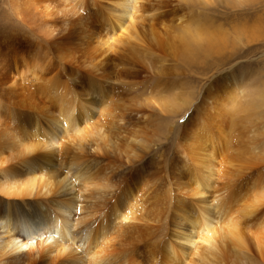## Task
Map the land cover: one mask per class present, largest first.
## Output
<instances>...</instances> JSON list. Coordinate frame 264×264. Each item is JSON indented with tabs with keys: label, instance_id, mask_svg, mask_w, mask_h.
<instances>
[{
	"label": "rangeland",
	"instance_id": "374dc122",
	"mask_svg": "<svg viewBox=\"0 0 264 264\" xmlns=\"http://www.w3.org/2000/svg\"><path fill=\"white\" fill-rule=\"evenodd\" d=\"M35 1L34 7L38 5L42 11L45 9L46 4L50 6V15L45 18V22L49 24V26L45 27L43 25H38V23L37 25L35 23L30 24L26 22L24 18L18 16L16 11L18 0H0V85L6 84L8 79L5 81V77H7L8 74L15 75L16 73L19 74L23 72L24 60L28 59L29 53L32 51L30 50L31 46L39 48L38 56H42V58L48 56L43 61V69L46 74L44 75L47 77L43 76V78L38 79L34 74H29L30 77H28L29 81L27 84H30L29 88L32 91H30V89L26 91L25 94L27 95L28 92L29 94L25 96V98L26 101H30L31 107L29 106V108L27 106L23 109L9 104L10 107H8L9 111L7 116L5 113L1 116L2 120H6L5 124L8 120L7 117L11 119L9 127L12 126L13 131L18 134L15 140H12L13 138L9 136L11 138L9 140L13 141L12 143H17L19 141L21 144L26 137L27 141L25 140L24 143L25 145H29V150L27 149V152L20 151V153L18 149L16 154L33 156L32 162H29L33 164L32 170H26V166L23 162L20 164L15 163L17 160V158H14L16 157L15 155L9 160L8 165L10 169H13L14 173L20 177H24V179L27 178V172H32L34 169H36V172L45 169L43 172V179H47L49 175L52 174H49V171L52 172L54 169L58 172L66 173V171L71 168V165L76 166L78 161L82 162L83 160V158L80 160L78 159L79 153L81 152L82 140L86 138L91 131L97 128L100 125L99 123H105L107 125L110 121L111 124L108 126L109 128L114 124V126H117H115L116 129L118 128L117 130H120L118 132L116 129H112L115 133L111 130H109V132L113 139L116 138L115 140H118L117 147L119 151L123 152L124 150L122 149L126 150L124 143V141L126 142L125 137H130L134 130H138L137 127L129 125L128 120L135 121L137 118H141V116L147 119V116H150L149 121L147 123L145 122L141 129L142 136L147 140V142H145L146 147L143 148L144 152L141 153V157H143L133 167L135 168L133 169V176L140 172V174H138L139 177L142 176L143 179V177L145 178L148 176L149 179H144L142 183L144 186L141 184L143 187L141 191L139 187L138 189H133V194H135L132 197L133 199L131 198V193L127 192V194H129L127 196L131 198V207L137 209H135L137 217L139 216V211L142 217L140 220H136V222L120 220L114 226L113 236L116 237V241L112 243L117 249L113 246L110 247L111 250L117 251V255L113 254L114 257L117 256L118 258L119 255H123L125 259L127 254H131L130 256L133 258L142 255L140 258L137 257L138 264L141 260L145 263L140 264H146L147 260L150 259L148 250L152 248V246L151 248L149 247L150 242L155 241L161 236L164 230H166L167 221L171 223V225L167 227L170 228L171 233L179 229L178 231L176 230L174 232L176 234L173 235L176 242H180L177 238L182 233L186 232L185 234H189V225L193 219L196 218L197 210H195L196 207L193 206L194 203H192L193 196L190 192H185L193 186L191 184L182 186L184 183H188V178L184 175L185 171L183 167L185 166L182 160L184 155L183 153L177 154L178 150L175 140L176 137L182 134L187 125H191L195 118H199V116L208 118L211 116L213 112L211 111L210 103L208 104V108V105L205 108L203 107V103L205 102L203 99L206 95L215 94L214 99L216 100L213 101L218 102L219 105L221 103L226 104V108L224 105V110L219 109L220 112H214V117H218V114L220 116V118L218 117L219 124H217V127L215 126V130L221 132V134L218 133L220 138H217L216 142L215 157L217 158H215V163L217 168L222 171L239 169L246 172L250 171L251 174L258 170H263L262 174H258V176L264 179V103L259 100V95L262 94V90H264V0H135L134 3L139 6L142 12L152 10V7L156 8L157 5L160 4L162 6L161 11L158 10L155 14H162L163 16L161 19L164 18L163 20H165L164 25L159 23L156 25L154 24L153 27L154 30L157 31L156 33L162 37H159V47L151 42L148 34L150 16L147 14L145 18L139 22L138 27L141 32L142 41L144 42L142 45L146 48L145 53L141 51V45L138 48L132 49L122 42L108 37V35L112 36V28L114 25L110 19L112 15L110 13L115 11V4L122 0H78V3L76 0H65L64 2H62V0ZM61 8H65V10L58 13ZM170 9L172 10L171 13L169 12ZM180 15L183 16V21L178 20ZM193 18H195V21H192V23L195 24H192L190 27H196L197 30L195 32H198L201 37L200 43L198 46L191 47L187 51H184L181 46L178 47L177 42H174V38H167L172 36L174 32L171 33V31H167L168 33L166 34L165 28H169L168 26L171 25L170 23H186L190 22ZM52 27L55 28V31L50 34L49 32ZM107 37L110 42L106 44L104 40L106 41L108 39ZM45 51H47V55ZM38 56L34 55V58ZM30 61H32V59H30L29 62ZM47 65H49V67ZM37 71H39L38 68L35 70V74ZM51 75H54L52 77L56 79L64 80L63 85H66L63 86L62 83H60V87H57L60 89L58 96H56L58 91L56 88L57 84L52 86L55 88H52L51 82L46 81L49 80ZM231 76H235L234 79L231 80ZM159 77L162 78V83H166L165 87L168 88V91H163L164 94L171 92L173 93L172 95H174L176 93L181 100L187 99L190 103H181L178 105L179 108L175 112L166 113H161L147 105V95L156 93L152 86L156 85L155 83L159 81ZM224 77H228L226 78L228 79V84L235 82L238 88H236V90L239 92L234 90L235 94H238H236L237 96L234 97V100L230 98L231 96L227 95L228 87L224 92H222V88H220V90L216 89L220 81L222 83L225 79ZM43 79L46 82L43 81ZM173 85H175V87ZM19 86H21V84ZM231 86L233 87V85ZM23 89L25 90V88ZM155 95H157V93ZM212 97L213 96H211V99ZM220 97L222 100H220ZM32 100L36 103L33 104L35 109L32 107ZM210 100H208V102ZM232 101H234V103H232ZM259 101L261 103L260 109H262L263 113L258 117L255 112L258 111ZM61 103H63L62 113L65 109L73 111L68 127L65 130L68 131L69 136L65 133L62 134V127L61 129L55 128L51 121V118H54L58 115V112H60L58 106ZM129 103L130 106L134 105L132 107L135 108H129ZM222 104L220 107L223 106ZM247 106H249L248 109L246 108ZM253 106H255V108ZM256 106H258L257 109ZM230 107L232 109H229ZM123 108H128L131 112L126 110L129 115L125 113V120L121 123L122 126L125 125L124 129L119 126V122L117 121L120 119L119 113L122 114L121 112H125V110H122ZM132 110L138 111L132 112ZM144 112H146V115ZM207 112L208 114H206ZM35 119H37L36 122ZM113 119L115 120L113 121ZM33 121L34 123H32ZM54 123L56 122L54 121ZM120 127L121 129H119ZM54 129H56V132ZM86 131L88 133H86ZM53 133L55 134L54 137L51 135ZM116 133L118 136L115 135ZM84 134L87 136L85 137ZM16 140L17 142H15ZM54 143L55 147L51 148V145ZM40 154H42L45 159H43ZM84 158L88 159L89 157ZM105 158L111 159L112 157L111 155H107ZM221 158L223 159L221 160ZM129 166H131V164H129ZM246 166L247 168H244ZM224 168L225 170H223ZM46 169H48V171H46ZM122 169L124 170L125 168H120L114 173H102V175L99 174L94 176L92 179V181L94 180V185L92 186L93 188L96 186L97 189L95 188L92 190L93 188L90 187V192L87 193L94 191V195L93 197L84 198V201L88 203L100 202L97 192L100 194L108 183L112 187L116 182H121L122 179L119 181L118 179L120 176L118 177L117 174L119 170L122 171ZM172 169L174 170L172 171ZM155 170H157V172ZM122 172V174H119L123 175L124 171ZM155 173L158 177L160 176L158 179H156L157 176H155ZM100 177H102L101 180ZM117 177L118 179H116ZM225 178L220 181H225ZM103 179L104 182L106 181L105 183L102 181ZM150 179L153 180L150 181ZM162 179L164 184H162ZM247 179L248 178H246V180ZM98 188H100V190ZM96 190L98 191L96 192ZM170 190L173 191L172 193L175 192L174 195L178 194V199H182L181 203L183 205L181 207L187 210L185 215H183L182 211L180 212L182 215L179 212L178 214L174 212L175 205L173 204L172 206V204H170L171 198L168 196ZM211 190L207 194L208 196L211 194V196L209 198L207 195L205 196V199L207 197L206 200L208 204H211L213 199V190ZM106 191L108 192V189ZM154 192L156 194H154ZM106 193L103 195L105 198ZM157 193L159 195H157ZM37 195L36 197H38L39 201L41 200L44 204H50L48 200L41 199L43 195L42 192L39 194L37 193ZM160 195H162L161 198ZM51 197H53L52 194L48 196V198ZM190 198L192 200H190ZM29 200H32V198ZM24 203L26 204L27 201ZM136 203H140V206H137ZM80 204L79 202L78 205ZM232 204L227 207V213L222 215L216 213L217 211L212 209V213H216L213 218H215L214 220L216 222L218 221V224L221 226L228 221L226 215L237 217L241 222V231L247 239L249 250L254 256H257L251 235L254 230L253 225L264 215V204H262L263 206H259V209H254L253 212L245 215L239 212L241 208L239 204H242L240 200L233 201ZM97 208H100V205H98ZM236 210H238V212ZM47 211L49 214L51 213L50 208H48ZM188 212L192 213L189 214ZM79 216V211H76L72 221H76ZM148 216H150V219ZM37 219H39V215H37ZM145 220L147 221L145 222ZM173 226H176L175 230H173ZM77 229L79 228H75V230L72 231L77 232ZM13 230L21 232V227H17V229L14 227ZM182 230L184 232H182ZM136 231L139 233H135ZM1 232L5 234L3 231ZM19 232V238L21 237V239L18 238L19 242H26L32 246L37 244L39 246L41 243L40 241L46 238L44 230L33 233L29 239ZM41 233L44 235L40 236L39 234ZM119 239L121 240L119 241ZM121 246L122 248L119 249ZM180 248H182V246H180ZM31 249L32 251H30L28 259H33L32 256L36 251V246H33L30 250ZM123 250H125V253ZM187 255L189 256L190 254ZM188 256H185L187 259L181 258L178 264H194L191 262L190 256L188 259ZM124 263L126 262L123 260V264Z\"/></svg>",
	"mask_w": 264,
	"mask_h": 264
},
{
	"label": "bare ground",
	"instance_id": "6f19581e",
	"mask_svg": "<svg viewBox=\"0 0 264 264\" xmlns=\"http://www.w3.org/2000/svg\"><path fill=\"white\" fill-rule=\"evenodd\" d=\"M64 1L65 0H62V2ZM76 1L77 3L79 2L78 0ZM181 1H185V0H181ZM35 2H36L35 0H18L17 7L15 6L18 16L24 18L25 21L29 22L30 24L35 23L37 25L38 23V25H43L45 27L49 26V24H46L45 18L50 15L49 14L50 6L46 4L43 13V11L40 9V7H38V5L34 7ZM134 2L135 0H122L117 4H115V11H112V13H110L112 14L110 16V19L114 24L112 28L113 34L112 36L108 35V37L110 38L112 37V39L118 40L123 44L131 47L132 49L138 48L141 45L142 47L141 51L145 53L146 48L143 47L142 45L144 44V42L142 41L141 32L138 27L139 22L142 19H144L147 14L150 16L149 19L150 27H148L149 28L148 34L150 36L151 42L159 47L160 46L159 37L161 36H159L156 33L157 31H155L153 27L154 24L155 25L159 23L163 25L165 24L164 22L165 20H163L164 18L161 19L163 15L155 14V12H157L158 10L161 11L162 6L160 4L158 5L156 4L157 5L156 8L152 7V10L142 12L139 6H137V4ZM65 8L64 9L61 8L58 13L63 12ZM169 12L171 13L172 10L170 9ZM178 20L183 21V16L180 15ZM192 21H195V18H193L190 22H186V23L173 22L170 23L171 25L168 26L171 29L165 28L166 34L168 33L167 31H171V33L174 32L172 33L173 34L172 36H169L167 38H174V42L175 43L177 42L178 47L181 46L184 51H187L191 47H196L200 43L201 37L198 32H195L197 30L196 27L195 26H193L194 28L190 27L192 24H195L192 23ZM54 27H52V29L50 30L49 32L50 34L55 31ZM105 42L106 44L107 42H110L109 38L106 41L104 40V43ZM30 50L32 51L31 52L29 51L30 53L28 59L24 60L25 63L23 62L24 63V68L22 69L23 72L19 74L16 73L15 75L8 74L7 77H9L10 80L9 78L5 77V81L6 79H8L6 84L2 83L3 85L2 86L0 85V264H123V260L126 262L124 264H138L137 257L140 258L142 255L140 257L136 256V258H133L130 256L131 254L130 255L127 254L125 260L123 258V255L118 254L119 255L118 258L117 256L114 257L113 254L117 255L116 253L117 251L111 250L110 247L113 246L112 242L116 241V237L113 236L114 235L113 229H115L114 226L120 220L136 222V220L138 221L142 217L140 211L138 214L139 216L137 217V213L135 211L136 208L131 207L130 199L135 195L133 194L134 193L133 189H138L139 187V190L141 191V188H143L142 183L144 179L145 178L149 179L148 176L145 178L143 177V179L142 176L139 177L138 174H140V172H138L135 176H133V169H135L133 167L143 157V156L141 157V153L144 152L143 148L146 147L145 142H147V140L142 136L141 129L143 128L142 127L143 124L149 121L150 116H147V119L141 116V118H137V119L134 117L136 119L135 121H131L130 119L128 120L129 125H133L134 127H137L138 130H134L130 137H125L126 142L124 141V143L126 146V150L122 149L124 150L123 152L119 151L117 147L118 140L116 141L115 140L116 138L113 139L109 132V130L113 131L114 129H116L117 126L115 125L116 126L115 127L114 124H112V127L109 128L108 126L111 124V121L107 125L105 123L103 124L99 123L100 125L97 128H95L93 131H91L89 128L91 132L88 136L85 135L86 133H88L87 131L84 134L85 137L86 136L87 137L82 140L81 152L79 153L80 155L78 156L79 160L83 158L82 162L78 161L76 166L69 165L71 168L68 169L66 173L58 172L54 169L52 172L49 171V174L50 173L52 174H50L47 179H43L44 178L43 172L45 169L40 172H36L35 171L36 169H34L32 172H27L28 174L26 175L27 178L24 179V177H20L19 175L13 172V169H10L8 165L9 160L12 158V156L14 157L15 155L16 157L14 158H17L15 163L20 164L23 162V164L26 166V170H32L33 164L29 162H32L33 156L21 155V154L17 155L18 153L16 154L18 149L19 152L20 151L27 152V149L29 150L28 147L29 145H25L24 143L26 137L24 136L25 139H23L21 144L19 141L17 142V140L15 141L17 143H12L13 142L12 140H15L18 134L13 131L12 126L9 127V123L11 119L7 117L8 120L7 123L5 124L6 120H2L1 116L4 113L7 116L9 111L8 107H10L9 104H12L13 106H17L23 109L27 106L31 107L30 101H26L25 98V96L29 94L28 92V94L26 95L25 94L26 91L30 89L29 88L30 84L29 85L27 84V82L29 81L28 77H30L29 74L31 75L34 74V76L37 77L38 79H41L43 78V76L46 75L43 69L44 68L43 61L48 56H44V58H42V56H38L39 48L31 46ZM45 53L47 55V51H45ZM34 55L38 57L34 58ZM30 59H32V61L29 62ZM47 66L49 67V65ZM37 68L39 69V71H37L35 74V70ZM52 76L54 75H51L49 80H46L48 82H51V87L57 84L56 86L57 88L60 85V83H62L63 85L64 80L56 79L55 77ZM234 77L235 76H231V80L234 79ZM224 78L225 79L222 81V83L220 81V84L216 86V89L220 90V88H222V92H224L225 89L228 87L227 95L231 96L230 98L234 100L235 99L234 97L238 95L237 93H236L237 95L235 94V91H238L236 90L237 86L235 85V82L234 83L231 82L228 84V79H226L228 77H224ZM43 81L45 80L43 79ZM236 83L238 84V81ZM20 84L21 86H19ZM155 84L156 85L152 87L153 90L157 93V95H155L156 93L155 94L151 93L150 95H147L148 98L146 99V104L158 110L159 112L161 113L175 112L179 108L178 106L179 104L190 103V101H188L187 99L181 100L176 93L174 95H172L173 93L171 92L170 93L166 92L167 94H164L163 91L164 90L168 91V88L165 87L166 83L164 84L162 83L161 77H159V81H157ZM231 85H233V87ZM173 86L175 87V85ZM23 88H25V90ZM30 91L32 90L30 89ZM59 92L60 89H58L56 96L59 95ZM210 95H206L204 97L203 100L205 102L203 103V107L205 108L210 103L211 105L210 108L211 111L213 112V113L211 112L212 113L211 116H209L208 118H204V116H199V118H195V120L192 122L193 124L190 122L189 119L191 125L188 126L186 124L187 127L184 129V131L180 136L176 137L175 140L176 147L178 150L177 154L183 153L184 155V157L182 158L184 162L183 165L185 166L183 167L185 171L184 175H186V178H188L187 181L188 183L187 184L184 183L182 186H187L189 184L193 186L191 189H188V191L185 192L186 193L190 192V194L193 196V200L191 198L190 200H192V203H194L193 206L196 207L195 210H197V216L195 219H193V221L189 225L190 226L189 234H185L186 233L185 232L179 236L177 235L179 238V239L177 238V240L180 242H176L173 236L176 234L174 232L176 230L178 231L179 229L175 230L176 226L175 227L173 226L174 227L173 230L175 231L171 233L170 228H167L168 225H171V223L167 221L166 230H164L161 236L158 237L155 241L150 242V246L148 245L150 248L152 246V248L151 249L148 248L149 249L148 252L150 253L149 255L150 259L147 260L146 264H178L181 258L187 259L186 258L188 256L187 254H190L189 256L191 262H193L194 264H264V215L261 216L259 221L257 220L256 224L253 225L254 230H253V234L251 235L257 256H254L252 252L249 250L247 239L241 231V226H240L241 222L239 219H237V217L235 218L230 214H229L230 216L226 215L228 221H226L225 223L222 222L223 224L221 226L218 224V221L216 222L214 220L215 218H213V216H215L216 213H219L221 215L227 213V207L230 206L233 203V201H237V200H240L242 202V204H239L241 205L239 212L244 215L250 214L251 212L254 211V209L256 210L259 209L258 207L264 204V179L258 176V174H262L263 170L261 171L258 170L257 172L251 174L250 171L246 172L239 169L238 170L231 169V171H222L221 169L217 168L215 163V158H217L215 157L216 146H217L216 142H217V138H220L219 134H221V132L220 131L217 132L215 130L216 129L215 126L217 127V124H219L218 117L220 118V116L218 114V117H214V112H220V110H224V105L226 108V104L223 102L224 104L221 103L223 106L220 107L221 104L219 105L218 102L213 101L216 100L214 99L215 94L211 95L213 96L212 99ZM259 97H260L259 100H261V102L264 103V90H262V94H260ZM208 100H210L211 102L210 101L208 102ZM220 100H222L221 97ZM232 103H234V101H232ZM33 104H36L35 101L32 103V107L34 108ZM132 106H130L129 108L134 109L135 107ZM208 107L209 105L207 106V108ZM253 107L255 108V106ZM257 107L258 106H256V109ZM260 107H261V103L259 104L258 111L255 112L257 113L258 117L263 113ZM58 108L60 110V112H58L57 115L58 117L55 116L54 117L55 119L51 118V121L53 122L52 125L55 128L61 129L62 127L61 133L62 134L65 133L66 135L69 136L68 131L65 130L68 127V123L73 114V111H70V109H65L64 112L62 113L63 103H61L58 106ZM246 108L248 109L249 106H247ZM229 109L232 108L230 107ZM122 110H125V112L124 111L121 112L122 114L119 113L120 119H118L117 117L114 118L118 119L117 121L119 122L118 123L119 126L123 127L124 129L125 125L123 124L124 126H122L121 123H123L125 120V113L129 115L128 112H130V109L128 110V108L127 109L123 108ZM126 110L128 112H126ZM134 111L135 110H132V112ZM146 111H147V106H146ZM145 113L146 112H144V114ZM206 114H208V112ZM114 120L115 119H113V121ZM36 121L37 119H35V122ZM54 121L56 123H54ZM32 123H34V121ZM121 127L119 129H121ZM54 131L56 132V129H54ZM113 132L115 133V131ZM53 134L51 135L54 137L55 134L54 135ZM115 135H117V133ZM9 136H11V138L13 139L9 140L11 139ZM53 147H55V143L51 145V148ZM40 155L42 156V154ZM107 155H111L112 157L111 159L114 161H112L111 159H106L105 157H107ZM84 157H89V158L87 159ZM43 159H45V157ZM222 159L223 158H221V160ZM129 164H131V166H129ZM123 167L125 168L124 170L122 169V171H124V174L121 175L123 172L119 170V172L117 171L118 172L117 175L118 177L119 176L120 177L119 179L118 177L116 178L119 181L120 179H122L121 182L115 181L116 184H114L113 182L114 185L112 187L107 182L108 183L107 186L104 189L102 187L103 190L101 191L100 194L97 192L98 190H96L97 195H99L98 200L100 202L88 203L84 201V198L93 197L94 195L93 193L94 191L91 193H87L90 192V187L93 188L92 185H94V180L92 181V179L94 176H97L99 174L102 175V173H114L116 172V170ZM244 168H247V166ZM173 170L174 169H172V171ZM223 170H225V168ZM46 171H48V169H46ZM155 171L157 172V170ZM155 176H157L156 173ZM159 177L157 176L156 179H158ZM101 178L102 177H100V180ZM223 178H225V181H220ZM246 178L248 179L246 180ZM151 180L153 179H150V181ZM102 181L104 182V179ZM162 184H164V181L162 182ZM95 188L97 189V187L95 186L92 190H94ZM211 188L213 190V196H212L213 199H212V203L208 204L206 200L207 197L205 199V196L208 194ZM98 189L100 190V188ZM107 189L108 192L106 191ZM36 192L38 194L42 192L43 195L41 199L48 200L50 204H44L41 202V200L39 201L38 197H36L38 196ZM127 192L131 193L132 195L131 198L127 196L129 195L127 194ZM172 192L173 191L170 190V193L168 192L169 195L168 194L167 195L169 196V198H171L170 204H172V206L173 204L175 205L174 212L178 214V212L180 213L182 211L183 215H185L187 210L181 207L183 205L181 203L182 199H178L177 198L178 194L174 195L175 192L174 193ZM105 193H106V198L103 197ZM158 193L157 195H159ZM51 194L53 197L48 198V196ZM154 194L156 193L154 192ZM210 196H208V198ZM161 197L162 195H160V198ZM30 198H32V200H29ZM155 199H156V195H155ZM26 201L27 203L25 204L24 202ZM79 202L81 203L80 205H78ZM139 204H137V206ZM98 205H100V208H97ZM48 208L51 209L50 214L47 211ZM212 209H214L217 212L215 214L214 212L212 213ZM76 211H79L80 216L77 217L76 221H72L73 215H75ZM236 211L238 212V210ZM36 214L39 215V219H37ZM149 217L150 216H148V218ZM147 220H145V222ZM14 227H16V229L17 227H21V232L19 231L18 232L24 237L27 236L28 239L30 238L31 235H33V233L35 232L37 233L44 230L46 238L43 241H40L41 243L39 246L38 244L33 245L36 246V251L33 253L32 256L33 259L32 258L28 259V256L30 255V251H32V249L30 250V248H33V246L29 245L26 242L20 243L19 239H21V237L19 238L18 232L13 230ZM75 228H79L77 229V232L72 231L75 230ZM183 230L182 232H184ZM1 231H3L5 234H3ZM135 233H139V232L136 231ZM39 235L42 236L44 234L41 233ZM121 239H119V241ZM180 246H182V248H180ZM113 247L116 248V246ZM121 248L122 246L119 249ZM124 251L125 250H123V252ZM140 263H145V262H142L141 260Z\"/></svg>",
	"mask_w": 264,
	"mask_h": 264
}]
</instances>
